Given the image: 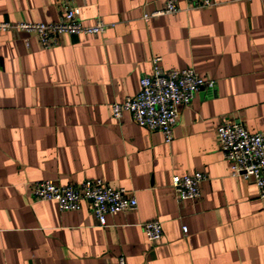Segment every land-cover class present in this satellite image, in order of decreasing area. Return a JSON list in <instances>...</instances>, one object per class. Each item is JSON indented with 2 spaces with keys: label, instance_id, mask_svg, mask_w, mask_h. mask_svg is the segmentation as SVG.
I'll use <instances>...</instances> for the list:
<instances>
[{
  "label": "crops",
  "instance_id": "obj_1",
  "mask_svg": "<svg viewBox=\"0 0 264 264\" xmlns=\"http://www.w3.org/2000/svg\"><path fill=\"white\" fill-rule=\"evenodd\" d=\"M77 4L84 25L99 19L107 31L64 34L48 49L32 34L0 33V264H264V199L231 176L216 135L223 123L264 132V0L200 10L178 0L180 11L147 21L162 0ZM60 16L57 0H0L2 22ZM155 59L214 82L181 107L170 143L110 109L138 93ZM195 172L206 175L200 198L178 203L172 177ZM96 179L125 189L137 209L100 226L87 201L60 212L30 191ZM152 220L162 226L156 242L141 228Z\"/></svg>",
  "mask_w": 264,
  "mask_h": 264
},
{
  "label": "built area",
  "instance_id": "obj_2",
  "mask_svg": "<svg viewBox=\"0 0 264 264\" xmlns=\"http://www.w3.org/2000/svg\"><path fill=\"white\" fill-rule=\"evenodd\" d=\"M186 10H200L213 7L216 0H184ZM163 7L143 15L144 20L173 14L180 11L178 0H162ZM61 10L58 21L52 23L0 21V33L24 32L37 38L39 45L48 49L59 44L64 34L100 35L110 25L97 19L92 25L80 21L81 6L77 0H57ZM29 46L28 41L25 42ZM140 89L132 97L111 104V114L117 121L123 113H130L133 121L148 130L160 132L166 143L173 139L181 107L188 106L196 93L203 87L213 88L214 82L200 77L193 69L164 71L153 62L152 73L141 77ZM216 135L220 152L229 162L232 177H242L255 183L259 197L264 199V132H249L239 124L223 123L217 126ZM206 179L202 172L191 175H175L171 186L178 203L200 198V184ZM32 196L40 201H54L60 212L74 211L82 201H87L90 210L100 226L106 225L108 215L135 211L137 200L125 189L114 188L100 179L85 180L80 186L59 185L53 181H39L30 185ZM145 238L150 242L162 236V226L157 220L141 225ZM184 234L187 228L183 227ZM114 264H126L124 257H118Z\"/></svg>",
  "mask_w": 264,
  "mask_h": 264
}]
</instances>
